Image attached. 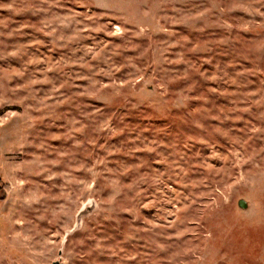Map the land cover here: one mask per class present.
I'll return each mask as SVG.
<instances>
[{"label":"rangeland","instance_id":"obj_1","mask_svg":"<svg viewBox=\"0 0 264 264\" xmlns=\"http://www.w3.org/2000/svg\"><path fill=\"white\" fill-rule=\"evenodd\" d=\"M55 261L264 264V0H0V264Z\"/></svg>","mask_w":264,"mask_h":264},{"label":"water","instance_id":"obj_2","mask_svg":"<svg viewBox=\"0 0 264 264\" xmlns=\"http://www.w3.org/2000/svg\"><path fill=\"white\" fill-rule=\"evenodd\" d=\"M240 205L243 207V208H245V207H247V202L245 201V200H241V203H240ZM53 264H63L62 262H60V261H55Z\"/></svg>","mask_w":264,"mask_h":264}]
</instances>
